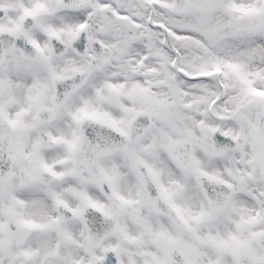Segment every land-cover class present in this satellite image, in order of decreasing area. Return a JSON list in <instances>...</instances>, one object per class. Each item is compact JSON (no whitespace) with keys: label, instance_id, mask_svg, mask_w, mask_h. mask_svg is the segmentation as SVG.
Here are the masks:
<instances>
[{"label":"snow or ice","instance_id":"obj_1","mask_svg":"<svg viewBox=\"0 0 264 264\" xmlns=\"http://www.w3.org/2000/svg\"><path fill=\"white\" fill-rule=\"evenodd\" d=\"M0 264H264V0H0Z\"/></svg>","mask_w":264,"mask_h":264}]
</instances>
